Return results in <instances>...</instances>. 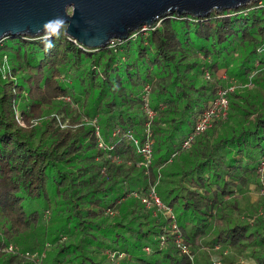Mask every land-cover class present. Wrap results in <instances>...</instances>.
<instances>
[{
	"label": "trees",
	"instance_id": "1",
	"mask_svg": "<svg viewBox=\"0 0 264 264\" xmlns=\"http://www.w3.org/2000/svg\"><path fill=\"white\" fill-rule=\"evenodd\" d=\"M256 5L169 14L101 48L65 22L0 41V264H37L27 251L42 264H214V248L223 264H264V197H251L264 156ZM233 80L226 117L184 147ZM130 135L152 140L149 166ZM152 188L174 217L146 207Z\"/></svg>",
	"mask_w": 264,
	"mask_h": 264
},
{
	"label": "water",
	"instance_id": "2",
	"mask_svg": "<svg viewBox=\"0 0 264 264\" xmlns=\"http://www.w3.org/2000/svg\"><path fill=\"white\" fill-rule=\"evenodd\" d=\"M258 0H0V41L7 36L49 35L62 23L84 46L101 48L177 13L206 17L212 11Z\"/></svg>",
	"mask_w": 264,
	"mask_h": 264
},
{
	"label": "built area",
	"instance_id": "3",
	"mask_svg": "<svg viewBox=\"0 0 264 264\" xmlns=\"http://www.w3.org/2000/svg\"><path fill=\"white\" fill-rule=\"evenodd\" d=\"M255 3H257V7H264V0H258ZM142 30L146 29V26L141 28ZM77 43H80L76 39H74ZM112 41L111 43H113ZM81 44V43H80ZM83 45V44H81ZM226 76L224 75V78ZM234 86L232 85H227V88L225 89H220L218 96L214 99L211 107L206 109L203 114L201 115L194 131L189 135L187 140L184 142L183 146L184 147H189L190 143L195 139V137L200 134L201 132L205 131L209 127H211L214 122L220 118L226 117L227 112L229 110V98H228V92H230ZM148 114L150 118L153 117L154 113L150 109H148ZM149 126V123H148ZM150 130V129H148ZM129 138L134 142L135 145L139 146V140L135 138L133 135H130ZM138 152H140L143 155V163L146 166H149L152 162L153 159V142L152 140H147L145 143L139 146ZM259 173H260V181L262 183V192L264 193V156L260 160L259 164ZM150 197L156 201V203L159 206H162L164 209L167 211L170 210L171 208L168 207L166 204H162V201H160V197L158 196L157 192L155 191V188H152L150 192ZM150 197H143L142 201L146 203L147 205H151V198ZM174 228L178 229L177 224L174 225ZM179 230V229H178ZM164 242V240H163ZM176 243L178 246L181 248L182 252L188 253V248L186 245L183 243V239L178 236L176 239ZM41 262V261H40ZM39 264H42L39 263Z\"/></svg>",
	"mask_w": 264,
	"mask_h": 264
},
{
	"label": "rangeland",
	"instance_id": "4",
	"mask_svg": "<svg viewBox=\"0 0 264 264\" xmlns=\"http://www.w3.org/2000/svg\"><path fill=\"white\" fill-rule=\"evenodd\" d=\"M231 85L232 86H234V88L231 90V91H234L236 88H237V83L233 80L232 82H231ZM67 101H70L69 99H67ZM154 159V158H153ZM153 159H152V161H153ZM151 161V162H152ZM262 187L263 186H256L255 187V185L253 186V188H255V189H253L252 190V193H251V197H252V201H255V200H257L258 198H260V196H262V197H264V193L262 192ZM155 191L157 192V190H156V188H155ZM158 194V193H157ZM159 196V195H158ZM147 197H150V195H148ZM160 197V196H159ZM143 198V197H142ZM151 198V205L149 206V205H147L146 203H144L145 205H146V207L147 208H152V207H154V206H157L158 208H160V212H158V213H155L154 215H164V216H168V214H170L171 215V217H174V214H173V212H172V210L170 211V210H166V209H164L162 206H159L157 203H156V201L154 200V199H152V197H150ZM160 201H162L161 200V198H160ZM162 204H164L163 203V201H162ZM261 209V211L260 212H263V216H264V209L263 208H260ZM169 215V216H170ZM174 225H176V223H174L173 225H172V228H173V230H174V232H177V235L178 236H180L179 234H178V232H179V230L178 229H176V228H174ZM181 237V236H180ZM182 238V237H181ZM163 240H164V238H163ZM183 243H184V239H183ZM185 244V243H184ZM163 245H165V243L163 244ZM186 245V244H185ZM186 247L188 248V253H184V252H182L183 254H185V255H187V256H189L192 260H194L195 258H194V256L191 254V249H190V246L189 245H186ZM13 248H17L16 246H13ZM148 250L150 249V248H147ZM209 249V248H208ZM151 250V249H150ZM216 248H214V250H211L210 249V252L212 253V260H213V262H214V264H223V258L221 257V255H220V252H216ZM26 255L28 256V257H30L31 259H33V261L35 262V263H37V264H39V263H41L42 262V258L44 257V255H45V253L44 252H39V251H35V252H31V251H27L26 252ZM41 261V262H40ZM240 263L241 264H253V262L252 261H250V260H248L247 258H241L240 259Z\"/></svg>",
	"mask_w": 264,
	"mask_h": 264
}]
</instances>
